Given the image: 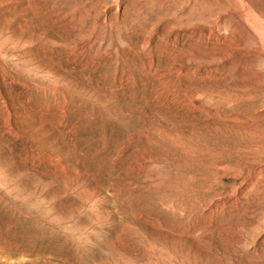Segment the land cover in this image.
<instances>
[{"label": "rangeland", "instance_id": "obj_1", "mask_svg": "<svg viewBox=\"0 0 264 264\" xmlns=\"http://www.w3.org/2000/svg\"><path fill=\"white\" fill-rule=\"evenodd\" d=\"M0 264H264V0H0Z\"/></svg>", "mask_w": 264, "mask_h": 264}]
</instances>
